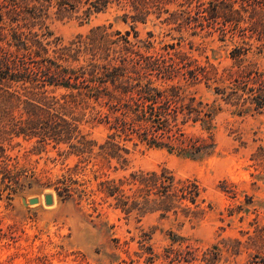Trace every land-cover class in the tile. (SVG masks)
Returning a JSON list of instances; mask_svg holds the SVG:
<instances>
[{
    "label": "rangeland",
    "instance_id": "1",
    "mask_svg": "<svg viewBox=\"0 0 264 264\" xmlns=\"http://www.w3.org/2000/svg\"><path fill=\"white\" fill-rule=\"evenodd\" d=\"M142 1L147 14L143 22L135 20L134 11H129L132 19L124 22L126 11L112 6L88 21L81 12L54 16L50 31L64 44L98 26L129 32L131 41L151 46V58L139 64L134 59L128 67L156 84L164 81L157 66H166V77L181 78L178 52L200 66L210 58L209 63L219 70L229 67L233 62L229 53L242 46L248 35L256 48L254 58L264 69V42L257 41V33L242 31L247 26L244 22L240 29L233 24L239 18L249 21L248 4L256 13L264 0ZM0 17L3 35L20 30L23 24L13 19L15 13L5 0H0ZM146 63L155 66L148 69ZM130 77L135 79L136 74ZM225 84L231 86L228 80ZM190 91L209 102L217 98L204 85ZM73 95L57 90L42 95L41 100L19 96L9 99L6 107L0 106V264H264V157L258 156L264 150V114L245 118L222 114L217 120L214 153L202 160L120 143L128 150L125 162L112 159L107 163L98 149L107 135L103 126L82 125L97 144L89 155L72 149L74 142L63 133L54 139L41 135L46 116L57 112L62 118L71 114L86 120L93 116L92 108L102 103ZM47 104L53 108H40ZM37 105L44 115L33 130L35 135L28 136L22 131L23 123L35 119L33 113L40 111L33 109ZM186 133L198 132L188 128ZM163 171L176 181L198 185L199 207L194 208L193 217L180 210L177 217L169 213L162 218L159 212L140 217L135 209L127 212V206L118 203V195L105 184ZM122 189L130 196L136 185L123 182ZM47 194L52 196L50 206L44 202ZM31 199L38 202L30 205ZM147 247L155 255L152 261Z\"/></svg>",
    "mask_w": 264,
    "mask_h": 264
},
{
    "label": "trees",
    "instance_id": "2",
    "mask_svg": "<svg viewBox=\"0 0 264 264\" xmlns=\"http://www.w3.org/2000/svg\"><path fill=\"white\" fill-rule=\"evenodd\" d=\"M5 1L15 13L13 19L23 24L20 30L14 29L4 35L0 33V101H3L0 106L6 107L9 99L19 96L41 100L42 95L57 90L83 96L85 100L102 101L97 109L92 108L94 114L86 120L71 114H66L65 118L57 112L47 114L46 126L42 130L45 132L41 134L44 139H54L63 133L67 141L74 142L70 145L72 149L89 155L97 144L90 139V134L83 131L82 125L94 124L103 126L107 131L103 144L98 147L99 155H103L107 163L112 159L119 164L125 162L124 154H128V150L120 147V143H131L133 148L147 146L166 150L178 157L202 160L214 153L217 120L222 114L239 118L264 114V69L254 58L256 48L251 42L252 35L242 39V46L229 53L233 62L221 70L209 63L210 58L200 66L196 60L178 52L177 65L182 64L183 69L178 72L181 78L166 77L169 74L166 66L163 69L157 66L164 81L156 84L154 80H144L138 72L128 67L134 59L139 64L151 58L148 55L151 46L145 47L140 42L131 41L129 32L122 34L111 31V26H98L64 44L61 39L53 38L50 31V20L54 16L58 19L65 14L81 12L84 20L88 21L93 14L104 12L112 6L126 11L122 17L124 22L132 19L129 11L135 12L136 21L143 22L147 17L144 1ZM248 7L251 13L249 21L239 18L233 24L240 29L244 22L247 26L242 31L257 33V41L264 42V6L256 12L257 15L252 12V9L256 10L251 4ZM215 11L216 8L213 9ZM254 19L258 21L250 22ZM168 46L174 49V45ZM146 65L148 69L155 66L154 63ZM130 74H136V78H131ZM167 79L170 83L165 82ZM226 80L230 81L231 86L225 84ZM210 81L213 83L208 84ZM198 85H204L217 98L209 102L197 97L190 89ZM34 108L38 110L39 105ZM40 108L53 106L47 104ZM42 113L41 110L37 114L34 112L35 119L23 123L25 129L22 131L28 136L35 135L33 130L41 123ZM14 125L21 127L22 124ZM62 127H65L64 130ZM188 128L196 129L198 133L187 134ZM258 149L261 150L260 147ZM258 156L264 157V150ZM115 182L105 181V184L113 195H118V203L127 206V212L135 209L140 217L156 212L162 218L169 213L177 217L179 210L193 217L196 214L194 208L199 207L196 182L176 181L167 171L161 174H134L125 181ZM123 182L136 185L132 195L123 194ZM212 248L215 250L216 246ZM146 249L151 256L149 261H152L155 257L152 248Z\"/></svg>",
    "mask_w": 264,
    "mask_h": 264
},
{
    "label": "water",
    "instance_id": "3",
    "mask_svg": "<svg viewBox=\"0 0 264 264\" xmlns=\"http://www.w3.org/2000/svg\"><path fill=\"white\" fill-rule=\"evenodd\" d=\"M37 202H38L37 199H31V200H29V204L30 205L36 204ZM44 202H45V205L46 206L52 205V196L50 194L45 195L44 196Z\"/></svg>",
    "mask_w": 264,
    "mask_h": 264
}]
</instances>
